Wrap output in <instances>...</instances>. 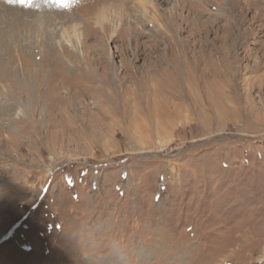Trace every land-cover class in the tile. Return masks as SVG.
<instances>
[{
    "label": "rangeland",
    "instance_id": "1",
    "mask_svg": "<svg viewBox=\"0 0 264 264\" xmlns=\"http://www.w3.org/2000/svg\"><path fill=\"white\" fill-rule=\"evenodd\" d=\"M0 264H264V0H0Z\"/></svg>",
    "mask_w": 264,
    "mask_h": 264
}]
</instances>
